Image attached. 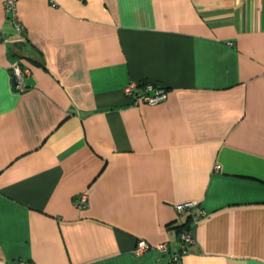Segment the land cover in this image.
<instances>
[{
    "label": "crops",
    "instance_id": "1",
    "mask_svg": "<svg viewBox=\"0 0 264 264\" xmlns=\"http://www.w3.org/2000/svg\"><path fill=\"white\" fill-rule=\"evenodd\" d=\"M17 19L0 0V264H264V0H20ZM142 79L167 97L133 103Z\"/></svg>",
    "mask_w": 264,
    "mask_h": 264
},
{
    "label": "built area",
    "instance_id": "2",
    "mask_svg": "<svg viewBox=\"0 0 264 264\" xmlns=\"http://www.w3.org/2000/svg\"><path fill=\"white\" fill-rule=\"evenodd\" d=\"M20 0H4V7L7 12L8 18L14 22L15 28L18 32L21 31L22 25L18 21V3ZM54 4V2H53ZM15 79L17 86L20 85L22 77L24 74L30 73V67L28 65L22 66L20 63L15 62L13 64ZM125 94L129 95L133 99V103L137 104L139 102H146L149 104H156L167 97V88L153 82L151 80H131L124 86ZM219 166V164H217ZM87 193L83 192L80 194L79 198L76 200V204L79 207H84L87 205ZM178 211L191 210L193 214V219L196 221L201 215L205 214V209L200 206L199 202L196 200H186L180 202L176 205ZM193 240L191 231L188 229H183L178 234V243L179 247L172 253L173 260L179 263V259L182 257V254L188 249L189 242ZM152 246L145 239H139L135 248V253H141ZM157 247L163 251L169 249L166 242H160ZM174 262V261H173ZM16 264H31L29 260L18 259Z\"/></svg>",
    "mask_w": 264,
    "mask_h": 264
},
{
    "label": "trees",
    "instance_id": "3",
    "mask_svg": "<svg viewBox=\"0 0 264 264\" xmlns=\"http://www.w3.org/2000/svg\"><path fill=\"white\" fill-rule=\"evenodd\" d=\"M174 227L176 228L177 232L179 233L180 230H183V228H187V229H191V224L189 222L186 223H180V224H176L174 225Z\"/></svg>",
    "mask_w": 264,
    "mask_h": 264
}]
</instances>
